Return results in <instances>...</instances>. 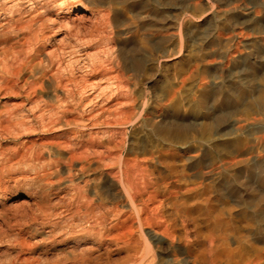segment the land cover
Masks as SVG:
<instances>
[{
    "label": "bare ground",
    "instance_id": "1",
    "mask_svg": "<svg viewBox=\"0 0 264 264\" xmlns=\"http://www.w3.org/2000/svg\"><path fill=\"white\" fill-rule=\"evenodd\" d=\"M59 2L61 4V0ZM13 15L8 14L5 24L0 23V52L4 54L2 63L8 73L6 77L0 78V89L8 92L22 86L28 88L27 96H30L36 94L37 88L42 89L47 81L55 92V100L63 107L54 111V114L60 115L52 123L57 121L61 125L74 122L76 118L66 115L72 111L62 102L70 100L78 105V139L76 146H70L65 158L67 180L62 181L57 161H50L47 171L43 169L42 178L49 175H54V178L47 179L45 194H40L43 203H37L39 206L35 212L12 210L4 205V200L15 188H20L18 186L24 192L36 196L39 192L32 188L31 183L38 173L33 177L22 174L25 170L19 174L10 173L6 175L13 180L10 185L2 172L4 167L0 168V264H264V244L255 242L250 237L254 223L246 212L245 202L242 203L244 209L237 216L235 212H231L235 207L232 202L222 203L221 211L225 212H219L223 216L216 217L212 223L214 230L220 232L221 236L216 245H208V227L201 218L206 216V212H198V202L193 206L186 205L184 197V193L190 190H199L202 196L199 202L212 199L213 189L218 187V182L223 177L248 184H252L256 178L259 186L264 188V163L257 165L250 161L257 143L264 141V131L258 134L251 128L257 117L248 107H244V118H234L218 135L203 134L206 156L199 162L194 160L187 163L179 155L178 149H190L191 138L188 134L157 123L143 111L136 113V104L131 101L129 92L123 91L125 83L123 78L116 76L117 70L114 71L115 75L105 72L100 75V79L97 78L105 82L90 80L88 83L85 78L76 77L73 70L67 71L59 65L55 66L52 61L46 68H36L40 61L35 62L34 55L25 58L13 69L7 68L9 50L23 42H30L31 39L38 41L41 31L34 29L32 25L44 20L43 15L35 12L28 15L25 22L19 20L18 25H14ZM71 26L72 31L69 32L80 39L83 27L75 19H71ZM10 28L20 30L19 40L12 41L11 31L14 30ZM14 36L18 37V33ZM70 39L73 40V37H69ZM83 72L82 74H86ZM110 88L116 90L115 93L106 95V98L109 96L107 99L101 98ZM57 89L62 91V95L58 94L59 91L56 92ZM168 105L174 110L180 107L176 102ZM195 107L197 106L189 105L188 108ZM4 120L5 118H0L2 129ZM129 126L141 128L139 135L131 140L127 139ZM244 127L251 130L244 131ZM12 158L9 156L6 160L11 161ZM74 162L78 164L74 165ZM161 163L167 167L166 174H162L159 168ZM242 168L247 174L242 172ZM172 176L175 177L174 180L169 179ZM74 178L78 179V185L74 184ZM174 186L178 187L181 194L169 197L168 189ZM51 189L55 190L52 201L47 192ZM254 189L252 186V193ZM241 190L242 187L237 190V194L243 197ZM65 193L70 195L66 203L63 200ZM57 205L64 208L55 210ZM237 221L246 231L235 225ZM192 227H196L195 230ZM28 228H33L35 233H28ZM146 229H151L153 233H148ZM230 235L236 242L235 250L228 242ZM243 243L248 247H242ZM210 251L212 257L209 259Z\"/></svg>",
    "mask_w": 264,
    "mask_h": 264
},
{
    "label": "rangeland",
    "instance_id": "2",
    "mask_svg": "<svg viewBox=\"0 0 264 264\" xmlns=\"http://www.w3.org/2000/svg\"><path fill=\"white\" fill-rule=\"evenodd\" d=\"M32 1L0 0V23L5 24L4 21L10 13L14 14V25H18L19 20L25 22L28 15L35 12H39L44 18L43 21L32 25L34 29L41 31L38 41L31 39L30 42H23L9 50L7 68L13 69L22 60L34 55V61H40L36 68H46L52 61L55 66L59 65L67 71L73 70L76 77H83L88 83L90 80L105 82L98 80L102 73H116L118 78H123L126 86L123 91L129 92L131 101L136 104V113L143 111L157 123L169 125L176 132L188 134L191 138L190 149H178L179 155L187 163L194 160L199 162L206 156L203 134L218 135L234 118H244V107H248L257 117L251 128L258 134L263 133L264 0H61V4L59 0ZM81 7L84 10H81ZM70 18L83 27L79 34L80 39H77L73 32H69L72 28ZM12 30V41L19 40L20 30ZM17 33L18 37L14 36ZM69 37H73V40H69ZM67 39L69 41H65ZM63 48L66 50H62ZM3 55L0 52V78L8 75L2 63ZM71 62L75 63L72 65ZM83 71L86 74H82ZM25 88L19 86L8 92L0 89V118H5L3 129L0 128V168L4 167L2 172L10 185L13 184V180L7 177L10 173L19 174L25 170L22 174L30 177L38 173L31 183L32 188L39 192L36 196L24 192L21 186H18L20 188H15L4 200V205L12 210L35 212L39 206L37 203H43L40 194H45L47 179L54 178V175L47 178L41 176L44 170H48L46 168L49 162L57 161L62 181L68 178L65 158L70 146H76L78 139V105L70 100H67V103L62 102L72 111L66 115L76 118L74 122L61 125L57 121L52 123L51 121L60 115L54 114V111L63 108L55 100L52 86L46 81L42 89L37 88L36 94L30 96H27L28 88ZM115 91L110 88L101 98L107 99ZM56 92L62 95L60 89ZM106 95L109 96L106 98ZM170 102L179 103V109L170 107ZM189 105L197 107L191 109L188 108ZM251 128L244 127L243 130L249 131ZM140 129L138 126H129L127 139L131 140L139 135ZM9 156L13 157L11 161L6 160ZM250 161L257 165L264 163V141L257 143ZM77 164L74 162V165ZM159 168L162 174L167 173L165 164H159ZM204 170L207 171V168ZM242 172L247 174L244 168ZM169 179L174 180L175 177ZM74 184L78 185V179L74 178ZM252 186L255 188L253 193ZM240 187L243 197L237 194ZM168 190L169 197L181 194L175 186ZM213 190L212 199L204 203L199 202L202 198L199 190L184 193L186 205L193 206L198 202V212H206L205 217L201 216L208 227L206 243L217 244L221 233L214 230L212 223L216 217L223 216L219 212H225L221 211V207L222 203L227 201L235 206L231 212H235L236 216L244 209L242 203H246V212L254 223L250 237L255 242L264 244V188L259 186L257 179L248 184L223 177L219 180L218 187L215 186ZM53 191L55 190L47 191L51 201L55 198ZM65 194L63 200L66 203L70 195ZM167 206L172 207L170 204ZM58 208L64 207L57 205L55 210ZM48 211L47 209L46 212ZM236 223V226L246 231L239 222L238 225ZM196 227L192 229L195 230ZM27 230L30 234L35 233L33 228ZM146 231L153 233L151 229ZM228 242L235 250L236 242L232 235L229 236ZM241 246L248 247L244 243ZM211 253L212 251L208 254L209 259L212 257Z\"/></svg>",
    "mask_w": 264,
    "mask_h": 264
}]
</instances>
